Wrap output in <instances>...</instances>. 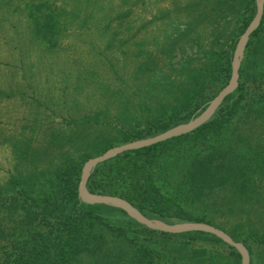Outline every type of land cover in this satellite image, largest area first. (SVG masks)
Wrapping results in <instances>:
<instances>
[{
	"label": "rangeland",
	"instance_id": "obj_1",
	"mask_svg": "<svg viewBox=\"0 0 264 264\" xmlns=\"http://www.w3.org/2000/svg\"><path fill=\"white\" fill-rule=\"evenodd\" d=\"M245 1L0 0V202H19L5 192L11 176L43 188L48 170L123 143L122 131L178 106L186 93L214 97L227 82L199 73L207 72L208 50L228 47ZM262 44L249 58L244 49L239 67L250 103L216 140L220 149L248 150L251 180L229 181L210 195L223 205L211 206L209 196L185 204L194 215L251 239L264 235V106H252L264 95ZM105 238V264H134L127 243L109 232ZM187 249L143 255L139 264H214L208 256H182ZM233 255L219 264H241L240 253Z\"/></svg>",
	"mask_w": 264,
	"mask_h": 264
},
{
	"label": "trees",
	"instance_id": "obj_2",
	"mask_svg": "<svg viewBox=\"0 0 264 264\" xmlns=\"http://www.w3.org/2000/svg\"><path fill=\"white\" fill-rule=\"evenodd\" d=\"M255 10L256 0H246L240 5L237 12L243 19L242 24L234 31L227 48L206 52L210 60L203 69L207 72H200L201 76L222 85L228 81L235 44ZM261 44L264 45V11L259 25L247 41L246 57L249 58L253 49L257 53ZM258 64L264 68V62ZM247 93L241 80L224 97L213 115L195 129L125 150L97 163L88 176L87 188L93 192L122 196L147 217L166 223L183 220L212 223L204 216L191 213L185 204L206 201L209 196L208 204L211 206L223 205L221 199L211 197V194L229 181L231 185L250 182L253 173L248 150L233 151L228 146L220 149L216 141L240 108L250 103ZM187 94L171 110L148 116L142 127L122 131L120 142L151 136L187 121L201 113L214 95ZM255 99L253 107L264 106V95ZM248 106L252 108L251 104ZM111 145H104L101 151ZM89 156L83 154L77 160L65 159L56 169L48 170L44 173L46 182L43 188L29 186L19 178L10 177L5 189L10 194L7 198H15L19 202L15 205L6 204L5 200L0 202V264H105L106 261L100 258V250L106 242L107 232L132 248V253L136 254L134 264L140 263L139 257L151 256L152 253L158 258L168 255V250L180 255V249L185 247L189 249L182 256L202 259L208 256L214 264H219L224 258L233 259V254L239 257L234 246L213 233L201 230L161 231L138 222L119 206L83 201L77 188L82 162ZM225 168L229 170L225 171ZM227 232L247 247L249 264H264V235L258 234L251 239L248 235L241 237L235 230ZM152 238L157 248L150 247ZM200 240L205 242L195 244ZM172 241L177 242L173 248L170 246ZM148 261L151 262V258Z\"/></svg>",
	"mask_w": 264,
	"mask_h": 264
},
{
	"label": "water",
	"instance_id": "obj_3",
	"mask_svg": "<svg viewBox=\"0 0 264 264\" xmlns=\"http://www.w3.org/2000/svg\"><path fill=\"white\" fill-rule=\"evenodd\" d=\"M264 11V0H256V10L252 19L247 24L244 31L239 35L238 40L235 44L232 59H231V74L227 83L216 93L212 98L210 103L205 107V109L198 115L190 118L187 121L180 122L162 132L157 134L133 139L114 145L100 153L96 156L89 157L81 167V173L78 184V196L85 202L94 203V202H104L110 203L116 206L123 208L131 217H133L138 222L161 231L167 232H182L190 230H201L215 234L220 237L226 243L234 246L240 253V262L241 264H249L250 257L247 247L241 242L234 239L227 231L224 229L213 225L205 221H194V220H185L177 221L172 223H166L157 219H152L144 215L137 207H135L129 200L126 198L110 194V193H100L93 192L87 188V179L95 167V165L103 160H106L110 157H113L125 150L134 149L149 144L156 143L158 141L165 140L172 136H177L186 132H189L205 121H207L215 112L217 107L220 105L224 97L232 91L238 84L239 77V67L241 64L242 56L244 53L246 42L251 34V32L259 25Z\"/></svg>",
	"mask_w": 264,
	"mask_h": 264
}]
</instances>
